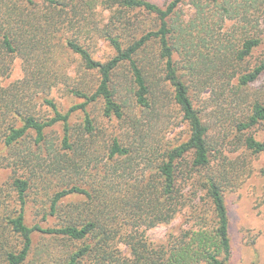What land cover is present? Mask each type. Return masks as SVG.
Returning a JSON list of instances; mask_svg holds the SVG:
<instances>
[{
	"label": "trees",
	"instance_id": "obj_1",
	"mask_svg": "<svg viewBox=\"0 0 264 264\" xmlns=\"http://www.w3.org/2000/svg\"><path fill=\"white\" fill-rule=\"evenodd\" d=\"M182 1L169 0L161 7L148 0H0V145L17 149L30 138L34 148L44 147L47 152L44 160L31 150L17 149L8 164L13 169L10 185L18 208L4 219L8 234L0 229V264H26L36 235L60 238L67 244L79 243L71 251L62 247L60 256L46 245L39 246L35 256L53 264H82L83 261L91 264H230L229 220L223 196L227 171H215L211 166L209 128L194 107L190 88L180 74L185 66L180 67L173 58L174 44L182 40V34L168 19ZM210 1L221 22L243 13L240 21L246 33L234 51V59L238 64L245 62L262 44L264 0ZM97 6L143 10L155 16L158 27L123 39L118 33L112 34L107 28L98 29L92 24ZM194 6L197 15L204 17L205 7L196 2ZM91 35H101L111 48L112 53L106 60L94 58L85 42ZM223 46L209 57L191 50L186 69L192 80L204 74L225 83L236 79L238 86L245 87L264 74V60L244 71L233 70L228 47ZM63 47L80 61L85 71L96 73L98 80L92 89L79 84L69 87L68 94L80 102L65 111L52 98L43 97L41 105L50 111V115L43 117L37 112L36 93L45 87L44 80L58 71L57 50ZM16 58L23 62L24 77L3 86L2 80L9 75ZM124 65L132 79L129 93L139 108V117L133 116L129 121L127 142L113 138L108 143L103 165L106 168L102 173L96 169L99 162L91 148L95 127L87 108L100 102L104 118H123L122 101L116 98L120 82L114 78ZM50 88L51 85L47 86ZM174 108L187 127V139L167 148L157 146L162 152L156 155L160 161L154 172L127 182L124 172L129 173L125 165L129 157L139 146H144L143 142L158 136V126L171 120ZM75 113L82 114L81 130L87 138L73 145L70 120ZM263 121L264 102L254 101L247 114L235 124L240 141L250 154H264V141L251 133ZM55 128L61 133L58 147L48 138V132ZM32 155L39 157L38 163L32 161ZM187 157L191 158L188 179L191 175L198 176L192 187L204 193V209L195 216L191 226L177 234L169 233L163 243H149L139 229L170 223L187 203L184 187L181 188L177 178ZM93 163L94 170L85 176L81 171L90 169ZM147 163L150 165L151 159ZM39 166H43L45 176L50 173L55 178L57 189L49 198V211L43 218L55 216L59 203L69 196L85 197L87 209H78L76 217L70 215L72 209L67 210L60 225L55 227L26 224V194L35 178L26 173L18 175L17 170L34 171ZM78 175L81 182L74 181ZM260 175L264 177V168ZM3 235L5 239L1 240ZM9 237H16L18 246ZM117 242L127 246L128 256L115 247Z\"/></svg>",
	"mask_w": 264,
	"mask_h": 264
},
{
	"label": "rangeland",
	"instance_id": "obj_2",
	"mask_svg": "<svg viewBox=\"0 0 264 264\" xmlns=\"http://www.w3.org/2000/svg\"><path fill=\"white\" fill-rule=\"evenodd\" d=\"M148 1L161 7L169 2V0ZM237 1L240 2L241 0ZM194 2L205 7L204 17L197 15ZM94 14L92 24L96 28L105 27L112 34L118 33L123 39L136 37L146 30L158 27L155 16L139 9L126 10L117 6L105 9L102 6H97ZM242 14H236L232 20L224 18V21L221 22L216 15V8L210 0H183L168 20L182 34L180 37L182 40L174 44L176 47L173 58L180 67L185 66L180 70V74L183 81L190 88V97L194 107L200 112L203 121L209 128L208 145L211 150V166L215 171L218 169L227 171L223 196L229 220L231 244L229 263L264 264V177L260 175V170L264 168V154H250L242 145L240 135L235 130L236 122L242 120L247 114L250 103L254 101L264 102V74L255 83L240 87L237 85L236 79L225 83L218 77H209L204 74L198 76L197 80H192L189 76V69H186L190 58L188 55L191 50H196L198 53L209 57L212 54H217L216 52L221 44L228 47L229 57L233 60V70L237 72L244 71V69L264 60V25L261 26L263 33L260 47L254 50L252 55L241 64H238L234 59V51L240 47L242 38L246 33L242 30L243 24L240 21L244 18ZM247 32H250L249 27ZM85 42L89 45L95 59L104 61L110 57L111 48L101 39V35H91V39ZM152 50L154 51L155 47ZM57 51L59 69L50 77L48 75L49 78L44 80L45 87H41L36 93L37 112L43 117L50 115V111L41 105L43 97L52 98L59 108L65 111L72 104L80 102L68 94L69 87L79 84V86L92 89L96 86L98 80L96 73L85 71L80 61L66 52L64 47L63 50L58 49ZM116 75L114 80L118 79V82H120L116 98L122 101L123 118L121 120L104 118L100 102L89 105L87 108L95 127V133L91 137V148L97 158L96 160L99 162L96 169L102 173L103 169L106 168L103 165L106 160L108 143L113 138L127 142L126 134L129 121L133 116L139 117V108L135 106L134 99L129 93L132 79L128 68L125 65L120 67ZM23 77V62L20 58H16L13 60L9 75L2 80V85L9 86L21 81ZM50 85L51 88L47 89V86L50 87ZM81 124L82 114L75 113L70 120L71 142L73 145L87 138L82 133ZM158 130L160 132L157 134L158 136L153 138L154 140L149 138L143 142L144 146H139L135 154L133 153L129 157L130 161L125 164L129 173L124 172V178L128 179L127 182L130 183L140 176L147 177L154 172L156 163L160 161L156 158V155L162 152L161 149L156 148L157 146L167 148V145L180 143L188 137L187 127L182 123L180 113L176 108L171 113V120L166 125L158 126ZM251 133L257 140L264 141V121L255 126ZM48 138L52 139L53 144L58 147L61 139L60 129L55 128L52 132H48ZM29 141L30 138L19 145L17 149L19 151L31 150L32 153L35 152L40 155V158L42 155L45 160L47 158L45 148H34ZM17 149L16 147L6 148L0 145V229L5 230L7 234L4 219L14 214L18 208L15 192L10 185L13 169L8 166ZM37 155H32L34 163L39 161ZM148 159H151L150 165H147ZM190 160V157L185 159L183 171H178L177 174L181 188L184 187L183 192L187 203L170 223L153 228L141 227L139 229L149 243H163L169 233L177 234L191 226L194 223L195 216L200 215L204 209L206 203L204 193L192 187L194 179L198 176L191 175V179H188V175L190 176ZM41 167L43 166L36 167L34 171L28 168L17 170L18 175L26 173L35 178V180H31L30 188L26 194L24 212L26 224L39 223L42 227H55L60 225L62 217L69 210L72 209L73 214L69 213L71 216L76 217L78 209H87L89 205L85 197L69 196L59 203L58 213L55 216L43 218L49 211V198L57 189L55 178L50 177V173L45 176V170ZM94 167L95 163L91 164L90 169L88 167L81 172L88 177ZM74 181L81 182V177L76 176ZM4 239L5 236L3 235L1 240ZM9 240L18 246L16 237H9ZM41 245H46L59 256L61 254L59 250L64 246L69 251L80 246L79 243L67 244L65 240L60 238L36 235L31 257L26 264H53L45 258L35 256L36 249ZM115 247L123 254L129 255L127 246L123 242H117ZM82 264L91 263L90 261H83Z\"/></svg>",
	"mask_w": 264,
	"mask_h": 264
}]
</instances>
